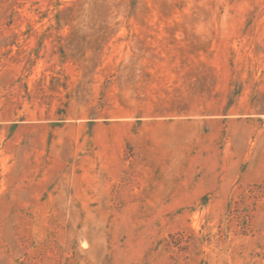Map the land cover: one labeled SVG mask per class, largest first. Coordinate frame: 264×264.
Returning a JSON list of instances; mask_svg holds the SVG:
<instances>
[{
    "label": "rangeland",
    "instance_id": "374dc122",
    "mask_svg": "<svg viewBox=\"0 0 264 264\" xmlns=\"http://www.w3.org/2000/svg\"><path fill=\"white\" fill-rule=\"evenodd\" d=\"M0 264H264V0H0Z\"/></svg>",
    "mask_w": 264,
    "mask_h": 264
}]
</instances>
